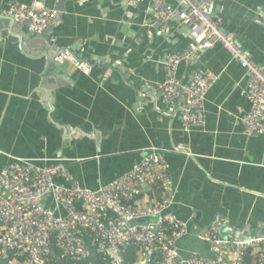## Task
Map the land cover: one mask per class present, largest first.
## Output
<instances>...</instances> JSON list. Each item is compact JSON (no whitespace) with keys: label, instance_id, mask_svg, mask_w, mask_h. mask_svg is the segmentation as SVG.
Wrapping results in <instances>:
<instances>
[{"label":"crops","instance_id":"obj_1","mask_svg":"<svg viewBox=\"0 0 264 264\" xmlns=\"http://www.w3.org/2000/svg\"><path fill=\"white\" fill-rule=\"evenodd\" d=\"M58 1L38 0L54 13ZM64 1L61 19L53 26L55 13L49 25V41L91 72L82 74L66 63L52 66L38 55L41 44L23 51L19 36L2 28L0 171L13 160L61 162L66 178H55L57 185L76 183L96 191L154 148L164 153L172 179L167 212L188 225V235L177 243L182 254L210 256L195 231H207L217 217L225 222V235L263 234L264 133L248 138L240 122L250 110L247 73L218 45L199 52L194 63L181 64L177 78L183 83L199 70L217 78L205 97L203 125L185 128L180 107L169 108L161 88L165 57L188 48V29L178 20L155 25L148 0L134 7L129 0ZM13 2L0 0V14ZM210 14L254 64L264 65V25L259 24L264 0H216ZM164 198L158 186L148 184L129 204L149 208ZM44 206L54 209L50 198Z\"/></svg>","mask_w":264,"mask_h":264},{"label":"built area","instance_id":"obj_2","mask_svg":"<svg viewBox=\"0 0 264 264\" xmlns=\"http://www.w3.org/2000/svg\"><path fill=\"white\" fill-rule=\"evenodd\" d=\"M141 1L129 0L128 6ZM148 1L155 25L163 27L178 20L188 29V48L165 57L166 79L161 88L163 102L169 108L180 107L182 125H203L205 97L217 78L199 70L183 83L177 78L178 67L194 63L199 52L218 45L248 75L246 97L250 110L240 119L243 134L248 138L263 134L264 65L254 64L234 36L224 31L220 19L210 14L216 0H178L176 8L165 0ZM0 15L35 36L49 27L55 13L43 8L38 0H14ZM259 24L264 25V19ZM53 62L59 66L69 64L85 75L91 72V66L67 51L57 53ZM58 177L66 178L61 162L41 166L33 160H13L2 168L0 260L16 251L23 259L16 264H45L53 256V247L61 258L86 259L91 250L83 236L90 235L108 264H120L121 250L129 245L137 247L140 264L149 263L155 254L159 256L157 264H242L247 256L254 264H264V233L225 235V222L218 217L207 231L194 230L196 238L208 244L209 257L178 250L177 243L189 233L188 225L167 212L173 201L172 179L161 150L149 149L131 171L96 191L76 183L69 188L59 186L55 183ZM148 184L165 193L163 201L149 208L130 205ZM47 198L52 200L53 210L45 208ZM109 250L117 253L116 260L107 254Z\"/></svg>","mask_w":264,"mask_h":264},{"label":"water","instance_id":"obj_3","mask_svg":"<svg viewBox=\"0 0 264 264\" xmlns=\"http://www.w3.org/2000/svg\"><path fill=\"white\" fill-rule=\"evenodd\" d=\"M64 3H65L64 0H59L57 5L55 6L54 11L56 13V17H55V21L53 20L52 22V24L54 23L53 26L57 24V22L61 19L62 15L65 12ZM53 26H49L41 35H35V36L33 35L32 37H30L26 35L24 27H19L15 25L12 19L8 17L0 16V39H1L2 28H4L3 33L19 36V41H20L19 43L21 45L20 47H22L23 51H25L26 49L29 51V53H31L30 50L34 46L36 47L41 44V46L37 47V50H36L38 52V55L44 56L46 58L47 63L53 66V64L56 65L53 62L55 55L59 52H63V50H57L53 46V44L49 41V34L53 30ZM14 28H15V31H13ZM226 229L227 228L224 227L222 231L225 232ZM233 233L236 234L238 232L234 231ZM107 254L114 260L118 258V255L114 250H109Z\"/></svg>","mask_w":264,"mask_h":264},{"label":"trees","instance_id":"obj_4","mask_svg":"<svg viewBox=\"0 0 264 264\" xmlns=\"http://www.w3.org/2000/svg\"><path fill=\"white\" fill-rule=\"evenodd\" d=\"M83 240L91 250V255L86 259H69L61 258L59 252L53 247V256L45 264H108V261H104L102 254L98 250V245L94 242L90 235H84ZM120 264H140L138 249L133 245L126 246L120 253ZM23 259L19 257L18 252L13 251L7 254V256L0 260V264H12L13 262L21 263ZM159 262V256L155 254L152 260L146 264H157ZM242 264H254L250 256H247Z\"/></svg>","mask_w":264,"mask_h":264}]
</instances>
